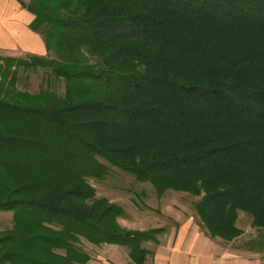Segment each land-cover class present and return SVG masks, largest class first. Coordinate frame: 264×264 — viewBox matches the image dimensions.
I'll return each instance as SVG.
<instances>
[{"label": "trees", "instance_id": "obj_1", "mask_svg": "<svg viewBox=\"0 0 264 264\" xmlns=\"http://www.w3.org/2000/svg\"><path fill=\"white\" fill-rule=\"evenodd\" d=\"M20 2L47 52L0 65V264L85 263L81 237L144 262L158 230L121 227L88 182L109 166L200 196L211 237L238 210L264 228V0ZM14 65L63 92L18 90Z\"/></svg>", "mask_w": 264, "mask_h": 264}, {"label": "rangeland", "instance_id": "obj_2", "mask_svg": "<svg viewBox=\"0 0 264 264\" xmlns=\"http://www.w3.org/2000/svg\"><path fill=\"white\" fill-rule=\"evenodd\" d=\"M25 1L27 2L28 0ZM7 56L11 55L0 51V65L3 69L6 64L3 58ZM23 56L25 55L12 57ZM10 68L15 70L17 74L16 88L18 90L32 93L38 91L40 86L45 85L60 93L64 90L63 81L50 77L41 69H30L23 66L16 67L15 65ZM47 77L51 80H43V78L46 79ZM109 168V173L103 179L89 178L88 182L95 190V197L106 198L109 202L123 208V215L117 217V223L121 227L127 230L157 229L158 231L154 236L156 240L159 236L162 241L164 236L170 232L200 231L211 240L221 244L225 249H229L232 252L231 258L233 261L240 258L241 262L245 259V264H264V228L253 226L252 217L248 213L237 211L236 226L241 232L235 238L223 240L218 237H211L201 225L195 210V202L199 200L200 196L170 188L165 189L161 195H158L150 183L140 182L132 174L121 171L116 167L109 166ZM0 218L2 228L11 226L12 212L1 211ZM145 243H148V241L144 242L143 245ZM91 244L98 246L105 243L94 244L82 237L77 243L88 254L89 259L93 253H95V257L110 259L112 251L103 247L95 252L93 251L95 247L91 248ZM148 246L151 245L149 244ZM124 250H127L129 255L128 248L125 247ZM116 254L122 256L123 252H116ZM130 259L132 260L131 257ZM132 261L134 262V260ZM134 263L137 264L136 262Z\"/></svg>", "mask_w": 264, "mask_h": 264}, {"label": "crops", "instance_id": "obj_3", "mask_svg": "<svg viewBox=\"0 0 264 264\" xmlns=\"http://www.w3.org/2000/svg\"><path fill=\"white\" fill-rule=\"evenodd\" d=\"M33 18L34 15L20 0H0L1 52L11 56L46 54L42 36L29 27ZM149 244L151 246H148ZM143 246L150 253L141 264H245V259L243 262L240 258L233 261L229 249H225L200 231L170 232L164 236L163 241L158 236L156 242L148 241ZM90 247H95V252L105 247L113 253L110 259L95 257L93 253L94 256L91 255L83 264H135L127 250H124V246L105 243L98 246L91 244ZM121 251L122 256L116 254Z\"/></svg>", "mask_w": 264, "mask_h": 264}]
</instances>
